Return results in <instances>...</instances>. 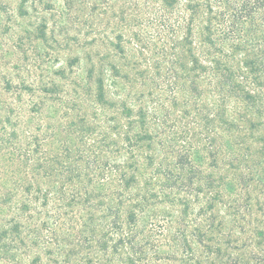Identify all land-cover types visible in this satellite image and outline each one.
I'll return each instance as SVG.
<instances>
[{
  "label": "trees",
  "instance_id": "obj_1",
  "mask_svg": "<svg viewBox=\"0 0 264 264\" xmlns=\"http://www.w3.org/2000/svg\"><path fill=\"white\" fill-rule=\"evenodd\" d=\"M102 3L0 0V264H264V0Z\"/></svg>",
  "mask_w": 264,
  "mask_h": 264
},
{
  "label": "rangeland",
  "instance_id": "obj_2",
  "mask_svg": "<svg viewBox=\"0 0 264 264\" xmlns=\"http://www.w3.org/2000/svg\"><path fill=\"white\" fill-rule=\"evenodd\" d=\"M104 1H107V0H52V3H53V6H55V8H63V7H65V8H67L70 11L73 10L74 12H75L76 9H80V10L86 12V13L90 11L88 8H93V6L95 4L96 5V7H95L96 9H93L91 11L92 12V17L90 19V22H92V21L96 20V17L98 15V13L101 12V9L105 5L104 3H102ZM84 18H85V16L83 14L80 17V20L83 21ZM91 37H92V35L89 36V39ZM258 134L259 135H264V128H260V130L258 131Z\"/></svg>",
  "mask_w": 264,
  "mask_h": 264
}]
</instances>
